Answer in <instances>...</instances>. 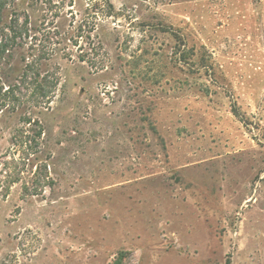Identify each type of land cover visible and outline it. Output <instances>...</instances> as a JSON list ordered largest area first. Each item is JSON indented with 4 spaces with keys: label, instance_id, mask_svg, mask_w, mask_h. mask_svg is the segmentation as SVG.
<instances>
[{
    "label": "rangeland",
    "instance_id": "obj_1",
    "mask_svg": "<svg viewBox=\"0 0 264 264\" xmlns=\"http://www.w3.org/2000/svg\"><path fill=\"white\" fill-rule=\"evenodd\" d=\"M14 10L58 85L0 113V264H264V0Z\"/></svg>",
    "mask_w": 264,
    "mask_h": 264
},
{
    "label": "trees",
    "instance_id": "obj_2",
    "mask_svg": "<svg viewBox=\"0 0 264 264\" xmlns=\"http://www.w3.org/2000/svg\"><path fill=\"white\" fill-rule=\"evenodd\" d=\"M17 1L0 0V113L8 116L22 114L25 123L38 125L39 121L31 113L51 103L58 85L57 73L41 71L43 66L48 68L46 62L53 57L51 45L56 35L50 32L42 35L41 31L31 27L29 16L23 18L14 10ZM26 87L31 91L30 98L34 103L26 101L23 92ZM30 154L29 151L27 156ZM22 159L26 160V157ZM12 170L8 160L0 161V184L22 181L21 170ZM9 191L5 194H10Z\"/></svg>",
    "mask_w": 264,
    "mask_h": 264
}]
</instances>
